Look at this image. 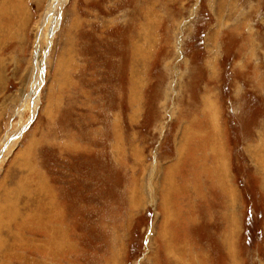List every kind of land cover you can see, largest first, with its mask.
Instances as JSON below:
<instances>
[{"label":"rangeland","instance_id":"rangeland-1","mask_svg":"<svg viewBox=\"0 0 264 264\" xmlns=\"http://www.w3.org/2000/svg\"><path fill=\"white\" fill-rule=\"evenodd\" d=\"M48 5L0 0V264H264V0Z\"/></svg>","mask_w":264,"mask_h":264},{"label":"bare ground","instance_id":"bare-ground-1","mask_svg":"<svg viewBox=\"0 0 264 264\" xmlns=\"http://www.w3.org/2000/svg\"><path fill=\"white\" fill-rule=\"evenodd\" d=\"M66 0H49V3H50V5H48V7L46 8V12H45V14H44V18H43V21L44 20H46L47 21V23H49V22H51V16H50V14H51V12L53 13V11H54V9L55 8H57V6L58 7H60L61 6V4L63 3V2H65ZM12 9V8H11ZM52 20H53V22L55 23V26H53L52 24H51V27L50 28H48V29H50L49 31H47V33H46V35L43 33H41L40 32V30L39 29H37V31H36V37L38 38V41H41V39H43V37L45 38L46 37V42L49 40V39H51V37H52V35H53V33H54V30L56 29V27H57V23H58V21L56 20V18H52ZM43 21H42V24H43ZM38 28V27H37ZM37 41V40H36ZM42 51H43V48H41V46H38L36 49H35V53L36 54H39V55H41V53H42ZM38 55V56H39ZM36 60V59H35ZM45 60V59H44ZM41 62V61H40ZM43 63V62H42ZM32 66V65H31ZM35 69H33V71H34ZM35 75H37L36 76V80H33V82H32V88H31V92H33L32 94H33V97H34V95L35 94H37L36 93V91H38V87H39V84H40V79H41V76H40V74L39 73H35ZM31 76L29 77V82H30V80H31ZM35 78V77H34ZM28 88H29V85H28ZM30 90V89H29ZM29 97H30V95H29ZM23 98V97H22ZM29 100H28V102L26 103V105L25 106H23V104H22V106H20L19 108H18V110H17V114H20L21 113V110H23V113L22 114H24V112H25V114L27 113V111L29 110V106H30V101H31V98H28ZM33 100H34V102L32 103V104H34L33 106H35V107H37L38 105V100H39V98H37V96L35 95V98H33ZM31 104V105H32ZM35 107H33V110L35 109ZM34 112V111H33ZM21 122V121H20ZM25 123V122H24ZM22 125V122L17 126L18 128L20 127ZM17 129V128H16ZM16 129L14 130V131H11L8 135H6L5 136V138H4V140L0 143V159H1V156L3 155V156H5V155H7V154H9L10 153V151L12 150V148L14 147V145L16 144V141H17V138H16ZM19 130V129H18ZM14 138V139H13ZM212 157H216V154H214ZM218 157V156H217ZM215 168H218V165L215 167ZM222 172H224V170L222 169ZM225 173V172H224ZM2 208V207H1ZM55 208V207H54ZM3 209V208H2ZM1 210V209H0ZM8 223V222H7ZM7 227V226H6ZM17 231H19L18 229H17ZM15 232V231H11L10 229H0V251H2L3 250V248H4V251L5 250H9V249H7L9 246L10 247H13V248H16V247H20L21 246V244L23 243V242H21L22 241V236H21V234H19V232ZM20 233H21V231H20ZM25 235V234H24ZM52 237L54 236L53 234L51 235ZM52 237H51V240L50 241H48V242H50V244H52V246H53V249L54 250H56L55 249V247H54V244H55V242L54 241H52ZM54 239V238H53ZM28 240V239H27ZM55 240V239H54ZM10 242V243H9ZM26 244V243H25ZM24 244V245H25ZM59 244V243H58ZM9 247V248H10ZM23 247V246H22ZM51 248V247H50ZM53 250V251H54ZM11 251V250H10ZM9 253V252H8ZM11 253V252H10ZM13 253H14V251H13ZM51 253H52V250H51ZM12 254V253H11ZM17 254V253H16ZM51 255V254H50ZM52 257H54V256H52ZM5 258V257H4ZM8 259V258H7ZM7 261V260H6ZM14 261V260H13ZM46 261V260H45ZM53 261V260H52ZM15 262H16V260H15ZM10 263V262H9ZM7 264V263H6Z\"/></svg>","mask_w":264,"mask_h":264},{"label":"water","instance_id":"water-1","mask_svg":"<svg viewBox=\"0 0 264 264\" xmlns=\"http://www.w3.org/2000/svg\"><path fill=\"white\" fill-rule=\"evenodd\" d=\"M36 56L38 57V58H36ZM35 58L34 59H36L35 60V66H36V68H35V73L37 72V73H41V75H42V77H41V79H40V84H39V89H38V91H36V93L37 92H39L40 91V87H41V85H42V82H43V74H42V64H41V62H40V60H39V56L35 53V56H34ZM36 76L37 75H35L34 77L35 78H33V80H36Z\"/></svg>","mask_w":264,"mask_h":264}]
</instances>
